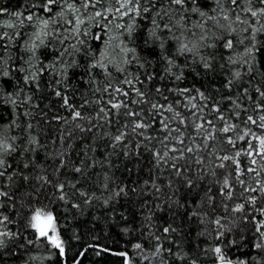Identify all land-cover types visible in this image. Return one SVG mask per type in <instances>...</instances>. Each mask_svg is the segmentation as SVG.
<instances>
[{"label": "trees", "instance_id": "16d2710c", "mask_svg": "<svg viewBox=\"0 0 264 264\" xmlns=\"http://www.w3.org/2000/svg\"><path fill=\"white\" fill-rule=\"evenodd\" d=\"M129 7L0 0V264H264V0Z\"/></svg>", "mask_w": 264, "mask_h": 264}, {"label": "snow or ice", "instance_id": "6c2138e0", "mask_svg": "<svg viewBox=\"0 0 264 264\" xmlns=\"http://www.w3.org/2000/svg\"><path fill=\"white\" fill-rule=\"evenodd\" d=\"M54 0H48V3L51 4L53 3ZM193 2H195V0H193ZM139 3L140 0H135V4H133V0H127V5H130L131 7L128 8V11L122 13L123 15H128L129 12H133L135 11L136 13H139L140 11V7H139ZM173 3L178 4V5H183L185 3V0H173ZM233 3H235V0H233ZM126 5L125 4H121V8H124ZM119 11V9L117 10ZM144 12H148L149 9L147 7L143 8ZM193 11H198V9L193 8ZM261 11H264V9H261ZM96 15H100V13H96ZM201 15H203V13H201ZM253 15H256V13H253ZM28 19H31V17L29 16ZM129 31H131V26H129ZM154 35V33H152ZM99 38V37H97ZM228 47H231V43L229 42L227 44ZM161 48H163V44L160 45ZM134 51V50H132ZM205 68H208L209 65L207 63H205L204 65ZM6 74V73H5ZM56 95H60L59 92L56 93ZM203 95V94H201ZM65 103H67V101L65 100ZM114 107H119V105H114ZM155 107V106H154ZM77 117L80 115L79 112H77L75 114ZM249 120H251L252 118L249 117ZM261 120H264V117H261ZM140 126V125H138ZM229 129L226 127L223 129L224 132H227ZM117 139H119V137H117ZM260 144L262 146H264V139L260 140ZM224 159H228V157H224ZM3 162L0 161V164H2ZM62 187V186H61ZM0 195H7V193H0ZM242 205L237 206V208L235 209L236 211H239L242 209ZM4 219H7L6 217ZM32 224L31 226L33 228H35L37 230V232L39 233V237H44L47 238L55 247L59 248L61 253L63 254V247H62V242L60 241L58 236H49V230H51L52 232H55V226H54V217L51 215V213L48 214H42L40 211H37L36 214L32 217ZM217 223H219V221H217ZM165 231L167 232L168 229L166 228ZM3 235H11V233H2L0 232V236ZM29 243H31V241H29ZM3 245V241L0 240V246ZM137 247H139V245H137ZM256 247H261L260 244H257ZM214 251L216 253H221V249L219 247L215 248ZM219 259L221 261V264H225V260L223 255L219 256ZM227 264H231V262H227Z\"/></svg>", "mask_w": 264, "mask_h": 264}, {"label": "rangeland", "instance_id": "374dc122", "mask_svg": "<svg viewBox=\"0 0 264 264\" xmlns=\"http://www.w3.org/2000/svg\"><path fill=\"white\" fill-rule=\"evenodd\" d=\"M44 214V213H42ZM46 215V214H45ZM49 236H58L60 241L62 242V247H64V240L63 237L55 230V232H52L51 230L49 231ZM152 249V248H150ZM148 249H144L142 250V252L140 253V262H138V259H136V261L139 264H164V260L162 258V246L161 245H157L156 247H154L152 250ZM60 251V250H59ZM61 253V251H60ZM218 255V262H221L219 259L220 255H223L225 262H231V264H247L246 260L244 259H240L239 257H232L231 255H229L228 253H225L224 251L221 250V253H217ZM136 263V264H138Z\"/></svg>", "mask_w": 264, "mask_h": 264}, {"label": "water", "instance_id": "95a60500", "mask_svg": "<svg viewBox=\"0 0 264 264\" xmlns=\"http://www.w3.org/2000/svg\"><path fill=\"white\" fill-rule=\"evenodd\" d=\"M99 248V247H98ZM59 249V248H58ZM99 249H101V248H99ZM60 250V249H59ZM63 254L61 253V255H64L65 254V249H64V247H63ZM116 254H121L120 252L119 253H116ZM125 264H128V255L126 254V262H125ZM215 264H221V262H217V263H215ZM225 264H227V262H225Z\"/></svg>", "mask_w": 264, "mask_h": 264}, {"label": "bare ground", "instance_id": "6f19581e", "mask_svg": "<svg viewBox=\"0 0 264 264\" xmlns=\"http://www.w3.org/2000/svg\"><path fill=\"white\" fill-rule=\"evenodd\" d=\"M126 254H127V253H126ZM126 254H125V256H126ZM64 255H65V254H64ZM64 255H63V256H64ZM127 255H128V254H127ZM125 262H126V258H125ZM128 264H129V255H128Z\"/></svg>", "mask_w": 264, "mask_h": 264}]
</instances>
